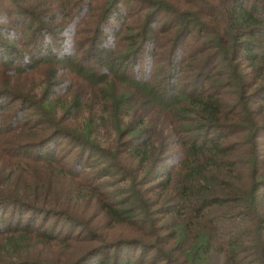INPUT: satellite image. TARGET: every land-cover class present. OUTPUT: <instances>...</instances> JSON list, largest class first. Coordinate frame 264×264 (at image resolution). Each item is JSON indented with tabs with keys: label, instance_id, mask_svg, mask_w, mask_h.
<instances>
[{
	"label": "trees",
	"instance_id": "trees-1",
	"mask_svg": "<svg viewBox=\"0 0 264 264\" xmlns=\"http://www.w3.org/2000/svg\"><path fill=\"white\" fill-rule=\"evenodd\" d=\"M0 12V264H264V0Z\"/></svg>",
	"mask_w": 264,
	"mask_h": 264
},
{
	"label": "rangeland",
	"instance_id": "rangeland-1",
	"mask_svg": "<svg viewBox=\"0 0 264 264\" xmlns=\"http://www.w3.org/2000/svg\"><path fill=\"white\" fill-rule=\"evenodd\" d=\"M5 0H0V5H2V3L4 2ZM117 10L118 11H123L124 13L126 12H129V11H132L131 13L133 12H136L139 10V8L133 4V3H128L127 1H123V3H121V5H119L117 7ZM1 13V12H0ZM122 15H119L118 12L117 13H114L112 15V18L110 19V24H111V29H115V34L117 33L116 31L117 30H122V21L121 19H123L124 17L120 18ZM7 19V15L6 14H3L2 16V20H0V25L5 27L4 25H7V22L5 21ZM163 21V20H161ZM20 31V29H18ZM13 36H15V34H13ZM1 39V43H0V53H2L3 56H5V50L3 49L2 47V44L4 46V44H6L7 46H15L19 49H22L23 47H25V43H24V40L21 39L18 43L15 42L14 40H11L9 38H7V36H0ZM113 40V38H106L105 39V44H109V42H111ZM9 43V44H7ZM114 43H115V40H114ZM1 49L4 50L1 52ZM42 67V66H41ZM138 67V70L140 71L141 69H143L144 65H139L137 66ZM131 71H134V69H130ZM155 71V70H154ZM7 77H9V73L8 72H3V73H0V84L3 82L4 79H6ZM39 82V77H31L29 83L30 84H37ZM7 106H9V100H5L4 103L2 105H0V113H5L7 110ZM0 217H4V220H7L8 217H9V211L8 210H4V211H0Z\"/></svg>",
	"mask_w": 264,
	"mask_h": 264
}]
</instances>
